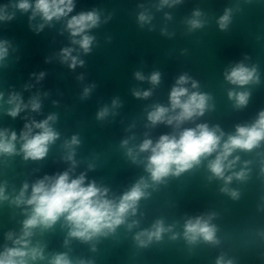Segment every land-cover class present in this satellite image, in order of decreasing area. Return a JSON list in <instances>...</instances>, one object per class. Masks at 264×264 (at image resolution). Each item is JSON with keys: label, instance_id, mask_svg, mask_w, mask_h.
Returning <instances> with one entry per match:
<instances>
[{"label": "water", "instance_id": "95a60500", "mask_svg": "<svg viewBox=\"0 0 264 264\" xmlns=\"http://www.w3.org/2000/svg\"><path fill=\"white\" fill-rule=\"evenodd\" d=\"M18 2L0 0V7L13 14L12 20L0 21V42H6L7 48L0 61V131L17 134V154L0 155V187L8 197L0 200V252L13 246L7 234L12 233L13 240L19 237L30 211L27 205L12 203L23 185L28 184L30 194L36 181L67 171L70 178L83 174L85 184L95 182L107 188V198L117 201L141 177L152 186L138 202L135 215L106 236L87 242L71 238L63 218L50 229H35L31 246H40L44 259L30 264H50L61 253L72 264H217L220 258L225 264H264V141L250 151L238 149L229 156V160L239 159L225 175L243 171L245 178L233 175L228 183L209 171L213 153L179 176L169 175L162 183L152 184L145 171L150 153L139 152L145 139L155 143L161 135L179 136L199 124L218 126L225 134L223 143L238 125L251 126L257 121L264 111V0H170L168 5L161 0H73L68 17L49 23L40 16L30 20L31 10L21 12L15 8ZM93 10L100 22L86 31L94 39L91 51L85 53L72 43L80 37L73 38L66 24L71 16ZM226 10H231L230 19L222 30L218 22ZM195 11L201 13L197 19L203 26L190 30L188 21L196 18ZM141 13L150 19L141 23ZM42 23L43 29L37 32ZM64 48L73 49L72 56L83 65L69 67L71 61L62 59ZM239 63L255 67L259 82L242 87L228 82L225 74ZM137 72L145 79L138 80ZM154 72L160 73L157 85L149 80ZM181 75L190 78L184 85L190 92L211 97L204 115L179 127L152 125L148 113L156 105L170 108L169 94ZM193 80L198 83L196 89L191 87ZM85 88L90 89L87 96ZM135 91H150L151 95L138 98ZM229 91H247V104L236 107ZM12 94L28 105L15 118L7 114ZM33 99L40 104L38 111L31 109ZM104 108L108 114L98 119ZM52 115L56 119L49 124L58 138L49 145L45 158L25 160L19 139L25 124ZM73 136L79 143L69 149L65 144ZM125 140L126 146L122 144ZM129 148L135 162L127 154ZM70 151L74 164L66 159ZM225 187L228 192L222 191ZM232 191L238 193L236 198ZM209 216L219 243L198 240L189 244L184 237L186 221ZM158 220L171 230L162 233L161 240L140 246L137 234L151 231Z\"/></svg>", "mask_w": 264, "mask_h": 264}, {"label": "clouds", "instance_id": "9594fccd", "mask_svg": "<svg viewBox=\"0 0 264 264\" xmlns=\"http://www.w3.org/2000/svg\"><path fill=\"white\" fill-rule=\"evenodd\" d=\"M180 0H171V3H179ZM162 5H168L170 0H161ZM15 8L21 12H29L32 15L29 19H34L36 16L49 23L53 19L60 20L68 17L73 12V0H19L15 4ZM230 11L226 10L225 14L219 19V27L223 30L227 27L230 19ZM201 13L195 11L193 16L196 18L190 19L188 24L190 30L197 29L203 26L202 21L197 19ZM13 19V14H8L4 7H0V21H9ZM150 18L141 13L138 20L145 23ZM100 22V16L97 11L81 12L78 15H73L67 20V30L73 38L72 43L78 44L85 53L91 51V45L94 37L87 35L86 31L96 27ZM44 23L38 25L36 31L39 32L44 27ZM6 42H0V61L7 55ZM73 49L64 48L61 50L63 61H71L69 67L75 68L77 64L83 65V61L72 56ZM43 73L40 74L43 77ZM138 80H143L145 77L140 73H135ZM187 75H181L176 81V85L171 89L169 94L170 108L161 105L154 106V110L148 113L147 119L152 125L158 123H166L167 125H175L179 127L185 121L192 120L195 117L203 116L208 108V101L211 98L207 93L199 91H189L186 85L189 81ZM225 79L233 85L245 86L250 83H258L259 77L255 67L248 68L243 63L237 64L230 72L225 74ZM152 85H157L160 82V73L154 72L149 77ZM191 87L198 88V83L192 81ZM90 89L85 88L84 95L87 96ZM136 97L147 98L151 95L150 91H135ZM249 93L247 91L233 92L229 91V99L235 101L236 107H243L247 104ZM3 94H0V99ZM7 103L11 106L7 114L13 118L23 110L24 105L18 94H12ZM113 101V106L116 105ZM30 106L33 111H38L40 104L37 100L30 101ZM178 110V111H177ZM171 113V114H170ZM108 114V109L104 108L98 112L97 118L102 119ZM54 115L49 116L41 122L33 121L31 124H25L24 131L20 134V140L23 141L20 147V152L23 153L25 160H42L46 157L49 145L55 142L59 134L50 126L49 122L54 121ZM39 131L33 133V129ZM219 133V134H217ZM224 133L219 127L209 128L207 124H199L196 128H186L176 135H161L158 141L153 143L151 139H145L139 145V152L150 153L147 156L145 171L149 174V179L152 184H159L164 181V178L169 175L179 176L181 173L192 169L194 166L201 163L202 158L211 156L216 153L215 158L210 160L207 167L216 178L223 179L225 183L233 179V175L237 179H244L245 173H233L226 176L227 170L234 167L236 157L229 160V156L236 150L250 151L259 146L261 141H264V111L259 114L257 121L251 126H237L235 134L228 135L227 139L221 143ZM17 134L8 130L0 131V155L17 154L16 148ZM79 140L73 136L70 142H66L65 147L71 149L73 145H77ZM127 140L122 144L126 146ZM135 162L133 149L129 148L128 153ZM74 152L70 151L67 160H73ZM145 178L141 177L128 191L124 192L117 200L108 199L107 188H101L95 182L85 184V176L81 174L77 178H70L69 173L63 172L54 177L45 176L43 179L36 181L31 186V193L27 194L28 184H24L19 194L14 198L12 203L17 206L27 205L30 211L26 219L23 221V227L19 237L13 240V234L8 233L7 239L12 240V247H5L3 252H0V264H30L36 260H43V249L40 246H31L30 238L37 228L50 229L61 218L68 227V236L87 242L95 237L106 236L109 233L115 232L117 227L126 223L129 215H135L138 202L142 198H146L148 193L146 189L151 187ZM224 192L229 190L225 187ZM27 194V195H26ZM231 196L236 198L238 193L232 191ZM4 187H0V200H7ZM211 216L207 219L196 217L188 219L184 224V237L189 244L195 243L198 240L217 244L219 241L216 238L217 228L210 223ZM136 222L128 224L131 229ZM170 228H165L163 222L158 220L152 226L151 231H145L137 234L136 241L140 246H147L153 239L159 241L162 238V233L170 231ZM146 236L147 240L142 239ZM175 238V237H173ZM50 264H72V261L66 254L55 255ZM79 264H84L80 261ZM217 264H225L223 258L217 260ZM227 264H231L228 261Z\"/></svg>", "mask_w": 264, "mask_h": 264}]
</instances>
